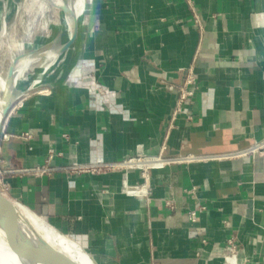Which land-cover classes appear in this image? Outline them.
Returning <instances> with one entry per match:
<instances>
[{
  "label": "crops",
  "instance_id": "0c3cea01",
  "mask_svg": "<svg viewBox=\"0 0 264 264\" xmlns=\"http://www.w3.org/2000/svg\"><path fill=\"white\" fill-rule=\"evenodd\" d=\"M190 65L194 93L168 127V85ZM41 83L3 121L0 170L41 165L50 150L59 167L200 158L150 170L146 195L127 194L122 171L59 168L1 174L10 197L98 264H225L230 238L236 264H264V148L251 150L264 138V0H91ZM144 181L127 172V185Z\"/></svg>",
  "mask_w": 264,
  "mask_h": 264
},
{
  "label": "water",
  "instance_id": "95a60500",
  "mask_svg": "<svg viewBox=\"0 0 264 264\" xmlns=\"http://www.w3.org/2000/svg\"><path fill=\"white\" fill-rule=\"evenodd\" d=\"M90 1L91 0H87V5L90 4ZM63 10L64 13L71 19V31L66 41L56 47L52 64H54L62 53L74 44L78 36V19L73 17L72 12L68 7H65ZM38 51H40V49L22 52L21 54L14 55L10 58L6 74L4 75V89H2L0 93V99L3 101L0 105V130L12 105L22 96L42 85V83H39L30 87L28 86L29 82L25 85L22 84L23 82H20L17 84L20 87L18 91L14 92V89H10L14 79L15 68L20 57L30 55ZM39 57L41 58L45 56L40 54ZM23 207L32 214L43 219L45 223H47L61 236L71 240L82 252L86 254L91 264H98L95 258L79 242L54 227L45 217L35 213L27 205L10 197V195L0 188V228L3 233L5 243L14 255L18 264H71L62 259L56 258L58 253L55 248L51 244L44 243L42 239L39 238L33 229L32 224L23 216L20 209Z\"/></svg>",
  "mask_w": 264,
  "mask_h": 264
},
{
  "label": "built area",
  "instance_id": "2783aa9c",
  "mask_svg": "<svg viewBox=\"0 0 264 264\" xmlns=\"http://www.w3.org/2000/svg\"><path fill=\"white\" fill-rule=\"evenodd\" d=\"M197 20V17H196ZM169 89H176L178 92L177 99L174 107L171 110L168 127H171L175 117L185 110L187 105V100L194 93V73L193 67L190 65L185 71V77L181 84L179 85H168ZM11 135L0 132V139L7 138ZM30 135L24 133L20 137L28 138ZM264 148V138L258 141L255 145L251 147V150H262ZM52 150L49 151L48 159L52 155ZM200 157L194 155H182V156H165L161 153L156 155H132L124 159L116 161H93V162H79L71 161L59 167L57 165H52L47 159L43 164L36 165L34 167L22 168V169H9V170H0V175L3 173H33L35 175H50L54 170L62 168L66 173L69 174H81V173H90V174H100L110 171H122L123 179L125 181L124 191L129 195H139V194H148V185L147 179L149 171L152 169H160L169 164L176 163L183 160H194ZM130 170H137L145 180L143 184L139 185H127V172ZM0 188L2 189V183L0 181ZM3 190V189H2ZM170 205L169 203H167ZM171 206V205H170ZM190 217L193 220L194 212L190 213ZM236 253L237 246L234 238H230L226 242L225 251L223 254V260L225 264H236Z\"/></svg>",
  "mask_w": 264,
  "mask_h": 264
},
{
  "label": "rangeland",
  "instance_id": "374dc122",
  "mask_svg": "<svg viewBox=\"0 0 264 264\" xmlns=\"http://www.w3.org/2000/svg\"><path fill=\"white\" fill-rule=\"evenodd\" d=\"M36 10L37 3L33 0H9L7 4L5 0H0V79H3L6 74L13 52L22 53L35 49L46 50L60 45L65 40V32L60 26V14L50 7L43 13L36 12ZM82 15L77 17L78 21ZM44 60L46 59L41 57L29 66L18 83L22 80H24L23 85L30 82L29 78L38 72L43 64L50 61L48 59L47 62H44ZM54 64L48 68L46 73L50 71Z\"/></svg>",
  "mask_w": 264,
  "mask_h": 264
},
{
  "label": "bare ground",
  "instance_id": "6f19581e",
  "mask_svg": "<svg viewBox=\"0 0 264 264\" xmlns=\"http://www.w3.org/2000/svg\"><path fill=\"white\" fill-rule=\"evenodd\" d=\"M5 1L7 4L9 0H5ZM33 2L37 3L36 12L40 11L43 13L48 7H50L54 9V11L60 14V26L65 32L64 41H66L71 31V19L68 15L64 13L63 9L65 7H68L72 12L73 17L77 18L81 14H83L84 11L86 10L87 0H33ZM56 47L57 46L52 47V48H47L46 50L41 49L40 51L35 52L33 54L20 57V59L17 62L16 68H15L14 79H13L10 89L11 90L14 89V92L20 89V87L17 85L18 81L20 80V78H22L23 75H25V71L28 69V67L40 59L39 55L43 54L45 56L44 59L46 60L49 59L50 61L47 62L46 60H44V62L46 61L47 63L43 64L41 69L38 70V72H36L31 78H29L30 82L28 86L32 87V86H35L41 83L43 75L46 73L48 68L52 66ZM18 54H21V53L13 52L11 54V57L14 55H18ZM23 81L24 80H22L21 82ZM4 83H5V77L3 79H0V93H1V90L4 89ZM2 103L3 101L2 99H0V105ZM20 209L25 219L32 224L33 229L35 230L39 238H41L44 243L51 244L55 248L56 252L58 253L56 258L62 259L71 264H90L89 259L86 256V254L82 252L71 240H69L66 237L61 236L54 229H52L47 223H45L43 219L32 214L26 208L23 207ZM0 264H18L14 255L11 253V251L9 250V248L7 247L5 243L1 228H0Z\"/></svg>",
  "mask_w": 264,
  "mask_h": 264
}]
</instances>
